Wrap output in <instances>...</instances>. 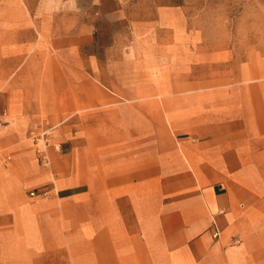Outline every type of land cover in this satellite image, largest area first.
<instances>
[{"label": "crops", "instance_id": "obj_1", "mask_svg": "<svg viewBox=\"0 0 264 264\" xmlns=\"http://www.w3.org/2000/svg\"><path fill=\"white\" fill-rule=\"evenodd\" d=\"M32 10L41 15V0H9L0 18V89L8 91L0 120L13 143L26 136L33 96L41 114L57 120L66 110L88 109L87 93L83 99L72 91L64 100L50 90L56 84L43 75L82 51L62 49L52 27L41 32ZM243 73L215 84L220 93L203 98L210 107L199 111L197 129L176 133L175 144L161 145L151 125L143 131L132 123L146 114L141 102L114 100L106 104L114 107L85 111V146L59 129L63 149L51 162L73 171L41 200V229L22 224L14 198L0 199V217L12 218L0 229V264H264V68ZM94 113L101 120L95 141L88 124ZM21 142L13 147L18 153L27 146Z\"/></svg>", "mask_w": 264, "mask_h": 264}, {"label": "rangeland", "instance_id": "obj_2", "mask_svg": "<svg viewBox=\"0 0 264 264\" xmlns=\"http://www.w3.org/2000/svg\"><path fill=\"white\" fill-rule=\"evenodd\" d=\"M7 1L0 0L3 19ZM38 11L32 10V15L41 16V32L52 27L62 49L76 45L82 51L81 57L62 56L60 67L43 75L56 84L50 90L60 92L64 100L72 91L83 99L87 93L89 100L88 109L82 105L77 111L80 115L66 110L57 120L53 112L41 114L33 96L26 136L16 143L5 132L7 121L0 120V189L4 190L0 199L14 198L25 215L22 224L33 223L37 229H41V200L58 192L59 177L73 171L68 164L58 169L51 162V153L63 149V143L55 140L59 129L85 146L89 143L85 111L114 107L106 105L114 100L122 105L141 102L146 114L132 123L143 131L151 125L161 145L172 140L175 144L176 133L197 129L199 111L210 107L203 98L207 103L220 93L216 83L242 79L248 66L254 72L264 68V0H41V15ZM37 75L29 73L31 80ZM75 82L81 87L73 88ZM7 94V89H0L2 115L8 107ZM94 117L88 124L94 127L91 140L95 141L100 139L96 126L101 120L96 113ZM21 141L27 146L23 144V152L18 153L13 147ZM43 172L50 174L46 181ZM11 219L0 217V229L11 225ZM94 264H99L96 258Z\"/></svg>", "mask_w": 264, "mask_h": 264}, {"label": "built area", "instance_id": "obj_3", "mask_svg": "<svg viewBox=\"0 0 264 264\" xmlns=\"http://www.w3.org/2000/svg\"><path fill=\"white\" fill-rule=\"evenodd\" d=\"M44 159H45V162H49L47 156H45ZM35 193H36V192H32L33 195H34ZM218 235H219V232H216V233H215V236H218Z\"/></svg>", "mask_w": 264, "mask_h": 264}]
</instances>
